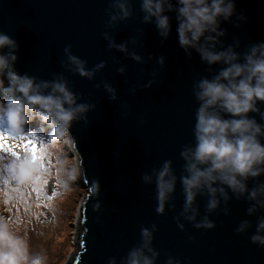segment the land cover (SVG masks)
<instances>
[{
  "label": "water",
  "instance_id": "obj_1",
  "mask_svg": "<svg viewBox=\"0 0 264 264\" xmlns=\"http://www.w3.org/2000/svg\"><path fill=\"white\" fill-rule=\"evenodd\" d=\"M125 2L129 17L112 21L113 15L119 16L113 0H0V33L18 45L15 72L37 84L62 81L78 105H88L71 129L87 170L79 177L86 194L77 211L74 252L65 264H125L128 254L142 246L141 229L151 231L153 226L150 247L159 254L155 264H168L170 257L174 264H264V247L251 242L258 221L264 219V207L258 203L264 202V194L249 199L264 186V172L243 181V194L213 184L224 194L217 191L218 205L212 211L207 189L198 191L192 204L195 221L186 218L193 211L184 213L182 178L188 173L181 154L196 147L200 102L195 93L202 80H213L226 65H209L195 49L185 52L180 47L178 0L164 4L162 15L170 25L166 39L154 17L145 22L142 0ZM235 6L228 21L219 19L218 31L224 35L212 34L213 50L231 48L236 62L243 64L251 47L264 42V0H235ZM120 45L126 51H120ZM68 55L78 58L91 77H81ZM256 107L257 112L247 115L261 127L258 139L264 144V102ZM169 161L175 186L161 215L156 211V174ZM97 182L98 195L93 192ZM250 208H255L251 215ZM205 218L215 227L197 229L195 224ZM244 222L248 227L237 233ZM145 255L151 257L147 251Z\"/></svg>",
  "mask_w": 264,
  "mask_h": 264
},
{
  "label": "clouds",
  "instance_id": "obj_2",
  "mask_svg": "<svg viewBox=\"0 0 264 264\" xmlns=\"http://www.w3.org/2000/svg\"><path fill=\"white\" fill-rule=\"evenodd\" d=\"M166 2L142 0L145 22L154 17L163 39L170 32L168 17L162 15ZM178 4L180 47L185 52L195 49L201 60L209 65L219 62L226 65L213 80L204 79L198 84L195 96L200 107L196 113V147L181 154L187 161L188 173L182 178L184 213L193 211L186 218L195 221L192 204L198 191L207 189L211 197L208 209L212 211L218 205L217 191L224 194L223 188L218 190L213 184L219 182L234 193L243 194L246 191L243 181L264 172V144L258 139L261 127L247 115L258 111L257 102H264V42L251 47L243 64L237 63L238 57L231 48L219 53L213 50L216 40L212 35H224L218 31L219 19L228 21L233 16L235 0H178ZM112 6L119 11V16L111 17L112 21L129 17L125 0H113ZM110 46L115 45L110 42ZM17 47L9 35L0 33V51L10 50L7 54H0V203L9 211L20 207L27 211L33 194L39 200L53 175L57 190L47 200L59 197L61 189L69 190L79 180L81 172L86 173L83 155L71 129L73 122L88 111V105H78L76 97L62 81L37 84L34 78L16 73L13 65L17 60L14 54ZM118 49L126 51V46L120 45ZM65 52L67 54L69 49L66 48ZM132 58L140 60L135 54ZM68 59L81 77H91L78 58L68 55ZM158 63L163 66V57ZM102 67L103 64L98 65V69ZM107 90L113 91L111 88ZM221 113L230 118L225 119ZM36 121H39L38 127H29ZM170 164V161L165 162L156 174V211L161 215L175 186ZM143 179L150 181L148 176ZM93 192L99 194L98 182ZM258 194H264V186L252 191L249 199L255 201ZM258 203L264 207V202ZM253 211L255 208H250L249 215ZM20 224L19 212L14 217L0 216V264H48L46 255L34 251ZM178 227L183 229V225L178 224ZM195 227L210 230L215 225L205 218ZM247 227V222L242 223L237 233ZM155 230V226L151 231L141 229L142 246L128 254L125 264H155L159 254L150 247ZM256 232L251 242L264 247V235H261L264 233V219L258 221ZM145 251L151 253V257L145 255ZM109 264H115V260H110ZM168 264H174L171 257Z\"/></svg>",
  "mask_w": 264,
  "mask_h": 264
},
{
  "label": "rangeland",
  "instance_id": "obj_3",
  "mask_svg": "<svg viewBox=\"0 0 264 264\" xmlns=\"http://www.w3.org/2000/svg\"><path fill=\"white\" fill-rule=\"evenodd\" d=\"M39 121L29 125L38 127ZM55 176L49 182L45 193L37 200L35 194L30 200L27 211L23 207L13 211V217L19 212L20 229L29 236L34 251L48 258V264H65L74 252V233L77 211L85 190L80 187V180L67 190H60L61 195L54 200H47L56 191ZM6 212L8 213V207ZM12 210H10V213ZM0 216L1 213H0ZM11 216V214H10Z\"/></svg>",
  "mask_w": 264,
  "mask_h": 264
},
{
  "label": "trees",
  "instance_id": "obj_4",
  "mask_svg": "<svg viewBox=\"0 0 264 264\" xmlns=\"http://www.w3.org/2000/svg\"><path fill=\"white\" fill-rule=\"evenodd\" d=\"M12 212L10 213V211H8V213L6 212V208L4 207V205L2 203H0V213L2 216L4 217H9L10 214L11 216H13V211L17 210V208H11Z\"/></svg>",
  "mask_w": 264,
  "mask_h": 264
}]
</instances>
